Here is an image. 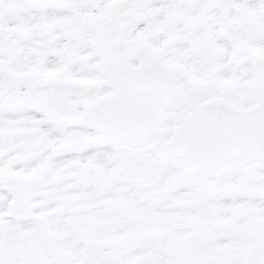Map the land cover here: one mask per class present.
<instances>
[{"label": "snow or ice", "instance_id": "6c2138e0", "mask_svg": "<svg viewBox=\"0 0 264 264\" xmlns=\"http://www.w3.org/2000/svg\"><path fill=\"white\" fill-rule=\"evenodd\" d=\"M0 264H264V0H0Z\"/></svg>", "mask_w": 264, "mask_h": 264}]
</instances>
